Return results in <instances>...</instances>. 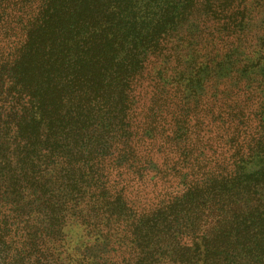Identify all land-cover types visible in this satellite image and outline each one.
Masks as SVG:
<instances>
[{
    "label": "trees",
    "instance_id": "obj_1",
    "mask_svg": "<svg viewBox=\"0 0 264 264\" xmlns=\"http://www.w3.org/2000/svg\"><path fill=\"white\" fill-rule=\"evenodd\" d=\"M0 264H264V0H0Z\"/></svg>",
    "mask_w": 264,
    "mask_h": 264
}]
</instances>
